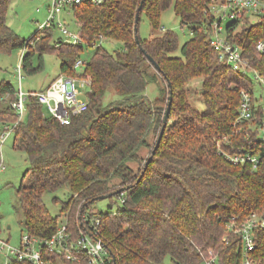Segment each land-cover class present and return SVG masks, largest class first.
<instances>
[{"label":"trees","instance_id":"trees-1","mask_svg":"<svg viewBox=\"0 0 264 264\" xmlns=\"http://www.w3.org/2000/svg\"><path fill=\"white\" fill-rule=\"evenodd\" d=\"M10 1L0 0V54L27 47L21 68L35 74L44 68V53L55 52L61 74L86 75L92 81L88 110L67 125L44 116L35 98L28 99L27 112L18 121L12 104L19 90L9 81L0 82V133L16 124L14 147L25 152L29 162L24 177L29 175L30 182L17 189L22 231L41 240L51 238L60 215H51L43 196L68 187L71 196L62 202L60 214L74 238L99 220L97 228L110 264H160L167 256L173 264H207L213 256L212 264H241L242 239L234 229L252 213H264V151L256 170L234 165L220 152L219 141L224 137L230 138L233 147L245 142V132H236L235 120L240 90L251 84L221 62L211 45L212 0H145L140 20L146 13L154 32L160 28L162 13L173 6L192 35L182 45L171 30L140 38L146 54L135 40V17L142 0H107L76 8L75 24L86 44L99 35L122 43L112 52L103 45L94 48L82 73H77L75 63L83 47L62 39L52 45L51 30L21 38L8 24ZM262 38L264 19L237 34L252 66L264 74V53L256 51ZM178 49L181 54L174 55ZM36 53L38 65L33 66ZM146 55L157 62L159 71ZM200 78L202 109L188 99L189 83ZM160 81L166 89L160 87L151 100L145 91ZM109 91L118 98L104 104ZM170 95L168 125L147 163ZM151 134L156 137L153 146ZM144 147L151 148L147 158L140 154ZM131 163L141 165L136 170ZM110 193L120 199L116 210L94 213L97 198ZM254 236L256 246L250 255L264 264V228L255 230ZM44 256L50 264H91L84 254L78 261L58 254Z\"/></svg>","mask_w":264,"mask_h":264},{"label":"built area","instance_id":"built-area-1","mask_svg":"<svg viewBox=\"0 0 264 264\" xmlns=\"http://www.w3.org/2000/svg\"><path fill=\"white\" fill-rule=\"evenodd\" d=\"M106 1L48 0L47 18L40 24L39 31L44 33L59 29L66 36L67 43L83 47L86 44L85 40L78 32L72 33L68 30L67 25L61 20V15L67 10L72 11L86 4L100 5ZM210 12L213 18L210 40L212 47L218 53L219 60L233 71L242 73L251 84L249 88L240 90V103L235 120L236 132H245V142L243 145L233 147L230 138L224 137L219 141L220 152L230 163L241 167L248 165L256 170L260 163L261 153L264 151V97L261 94L264 91V74L252 66L249 57L245 54L243 44L237 40V34L243 28H248L251 24L264 19V0H212ZM224 17L232 20L226 28L222 26ZM231 25L233 27L229 30ZM105 40L106 37L99 35L91 45H87L94 49L102 45ZM26 49L27 47L22 49L21 60ZM256 51L264 53V38L257 42ZM86 64L87 62L78 58L75 68L76 70L79 67L84 68ZM91 84L89 77L80 76V74L76 77L60 74L39 92L25 93L20 89L17 93V100L12 106L18 113V121H21L27 112L28 99L35 98L42 107L48 109L51 117L67 125L73 117L88 110V101L80 97L85 95L87 98ZM81 88L86 90L83 92ZM15 126L16 124L5 126L0 133L1 145L13 133ZM223 144L230 145L233 149L222 148ZM0 169H5L3 158L0 161ZM93 221L91 219V224ZM99 222L96 220V224H93L91 229L81 230L74 238L65 218L51 238L41 240L24 233L19 247L13 246L9 239L2 236L0 225V264H14L15 261L50 264V260L44 256L47 253L58 254L71 261H78L80 255L84 254L90 259L91 264H110L108 250L97 228ZM258 228H264V213H252L241 227L234 229V232L242 239L241 264H259L250 255L256 246L254 232ZM215 258L213 256L207 264H212Z\"/></svg>","mask_w":264,"mask_h":264},{"label":"rangeland","instance_id":"rangeland-1","mask_svg":"<svg viewBox=\"0 0 264 264\" xmlns=\"http://www.w3.org/2000/svg\"><path fill=\"white\" fill-rule=\"evenodd\" d=\"M48 0H11L8 6L7 19L9 26L23 39H30L38 30L40 24H42L47 18ZM219 13V11H218ZM61 20L67 25V28L72 33H77V26L75 24V10H67L61 15ZM232 20L229 18H223L222 26L226 28ZM244 29V28H243ZM165 30L174 31L179 38L180 45L191 38V30L188 26L181 24V19L176 15L173 6L165 10L160 18V28L157 32L153 31L151 23L146 15L142 13L139 23V37L141 39H149L155 34H162ZM42 36L37 37V42L40 41ZM50 39V38H49ZM49 39L44 40L46 42ZM62 39L66 42V36L59 30L53 31V37L51 44L55 41ZM36 44L35 42L31 45ZM102 45L110 52L118 50L122 47V43L116 40L106 38L102 42ZM93 48L87 44L83 45V49L78 54V57L85 62L90 60V52ZM25 51V50H24ZM23 50H16L12 53L0 54V82L3 80L9 81L17 90L23 92H39L45 89L48 84L58 75L61 74L60 66L61 60L55 52L44 53V68L35 74H29L21 68V55ZM180 50L178 49L174 55L179 56ZM33 66L38 65V54L36 53L32 59ZM83 67L77 68V73H82ZM153 69H151V72ZM76 77L77 75H70ZM85 77H88L85 75ZM202 79H195L188 85V99L190 103L198 108L202 109L204 106L199 95L201 89ZM157 86V87H156ZM150 84L145 91V94L152 100L156 94L159 93V88H165V83L161 81L157 84ZM82 89L81 91H85ZM264 97V91L261 92ZM167 96H164V107L167 104ZM81 99H86L83 95ZM118 98L113 91H109L104 97V104H108L114 99ZM88 101V100H87ZM44 116H50L46 107L42 108ZM157 136V135H156ZM156 137L154 135L149 136V142L153 146ZM15 135L12 133L7 141L1 145L0 143V161L4 160L5 169H0V225L1 234L3 237L10 240V243L19 247L24 232L22 231V212L18 202L17 189L22 183L29 184L30 176L24 177L25 171L29 168V162L25 152L20 151L14 147ZM151 152V148H141L140 154L143 158H147ZM131 165L137 170L141 165L137 163H131ZM119 181L114 180V183ZM71 196V192L68 187H63L58 191L51 193L47 192L43 196V202L47 209L53 216L60 215V224L65 220L64 214L61 213L62 202L68 200ZM55 198L58 199L55 202ZM120 199L116 196L106 197L104 199L97 200L93 205L92 211L94 213H101L116 210ZM4 258V257H3ZM160 264H173L170 257L167 256Z\"/></svg>","mask_w":264,"mask_h":264},{"label":"water","instance_id":"water-1","mask_svg":"<svg viewBox=\"0 0 264 264\" xmlns=\"http://www.w3.org/2000/svg\"><path fill=\"white\" fill-rule=\"evenodd\" d=\"M145 0H142L139 7H138V10H137V13H136V17H135V21H136V25H135V40H136V43L140 46L141 50L146 54V52L144 51V49H142L141 45H140V37H139V27H138V24H139V21H140V13L142 11V8H143V4H144ZM147 59L149 60V62L152 64V66L156 69V70H160V67L159 65L157 64V62L149 55H146ZM172 95H170L169 97V102H168V105H167V109H166V112H165V116H164V120H163V126H162V129H161V132H160V135L158 137V140L154 146V149H153V152H152V155L150 156L149 160L147 163H149L152 158H153V155L156 151V149L158 148L159 146V143L162 139V136L164 134V131L168 125V120H169V113H170V109H171V105H172ZM113 194L110 193L109 195H102L100 197L97 198V200H100V199H104L106 197H109V196H112Z\"/></svg>","mask_w":264,"mask_h":264},{"label":"crops","instance_id":"crops-1","mask_svg":"<svg viewBox=\"0 0 264 264\" xmlns=\"http://www.w3.org/2000/svg\"><path fill=\"white\" fill-rule=\"evenodd\" d=\"M152 84H154L155 86L157 85V84H155V83H152ZM157 87V86H156ZM148 88V87H147ZM154 94H156V96L152 99V100H154L157 96H158V94L159 93H154ZM148 96V95H147ZM149 97V96H148Z\"/></svg>","mask_w":264,"mask_h":264}]
</instances>
